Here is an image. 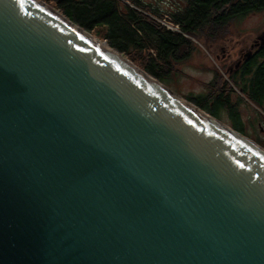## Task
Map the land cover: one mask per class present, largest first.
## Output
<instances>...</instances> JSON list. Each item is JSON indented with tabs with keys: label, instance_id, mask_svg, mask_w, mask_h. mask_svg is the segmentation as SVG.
Wrapping results in <instances>:
<instances>
[{
	"label": "water",
	"instance_id": "water-1",
	"mask_svg": "<svg viewBox=\"0 0 264 264\" xmlns=\"http://www.w3.org/2000/svg\"><path fill=\"white\" fill-rule=\"evenodd\" d=\"M0 264H264V147L43 0H0Z\"/></svg>",
	"mask_w": 264,
	"mask_h": 264
},
{
	"label": "trees",
	"instance_id": "trees-1",
	"mask_svg": "<svg viewBox=\"0 0 264 264\" xmlns=\"http://www.w3.org/2000/svg\"><path fill=\"white\" fill-rule=\"evenodd\" d=\"M43 1L163 83L181 73L176 66L191 58L194 40L216 42L235 19L264 11V0H183L184 6L176 9L162 5L168 0ZM162 13L169 14L180 31L167 30L153 18ZM205 88L184 97L216 118L226 111L232 127L246 136L238 103L246 98L258 114H264V44L228 79L215 68ZM237 90L240 95L233 101ZM254 141L264 146L258 138Z\"/></svg>",
	"mask_w": 264,
	"mask_h": 264
},
{
	"label": "rangeland",
	"instance_id": "rangeland-1",
	"mask_svg": "<svg viewBox=\"0 0 264 264\" xmlns=\"http://www.w3.org/2000/svg\"><path fill=\"white\" fill-rule=\"evenodd\" d=\"M162 5L166 6L167 4ZM228 27L229 30L222 36L223 40L229 38L234 43L233 39H239L238 44L240 46L243 47L247 45V47H249L258 36L264 35L262 34L264 33V11L248 14L239 19H235ZM231 36L233 39H231ZM226 42L227 40L221 42V44L217 42V44L210 46L208 45V43H210L209 41H207L206 44H204L203 41H200L199 45L195 42L196 49L191 58L176 66L181 73L175 74L172 76L173 78L164 84L182 97L206 91L205 83L212 78L214 69L217 68L219 70L225 68L224 64L219 61V58L215 57V54H219L220 46L225 45ZM237 50L238 49L235 48L232 52L233 54L229 56V59L233 60L231 67L237 61ZM220 74H224V72L220 70ZM239 93L240 92L237 90V92H234L231 95L233 101L238 99V95H240ZM245 99L238 103V109L244 123L246 136L252 140L258 138L264 145V114H258L255 108L251 105V102ZM204 111L207 112L206 110ZM219 115V120L232 127V121L226 111L221 110ZM250 121L255 123L254 127L250 125Z\"/></svg>",
	"mask_w": 264,
	"mask_h": 264
},
{
	"label": "flooded vegetation",
	"instance_id": "flooded-vegetation-1",
	"mask_svg": "<svg viewBox=\"0 0 264 264\" xmlns=\"http://www.w3.org/2000/svg\"><path fill=\"white\" fill-rule=\"evenodd\" d=\"M167 6L170 9H176L179 7L184 6V2L183 0H168L167 2ZM229 29H226V31H228ZM264 34V33H262ZM264 36V35H262ZM259 37V36H258ZM231 39H233V37L231 36ZM225 40H227L225 45H221L219 48V54H215V57L219 58V61L224 64V69L221 68L219 69L222 70L224 72V74H222L223 76H225L226 79H228V76H230L232 74V72L234 70H236L237 68H239V66L251 55V53L257 49L258 47H260L259 43H256L255 40L249 45V47L246 46H240L238 44L239 39H233L234 43L228 38H225L224 40L222 38H220L217 42H219L221 44V42H224ZM217 42H210L208 43V45H214L217 44ZM206 44V43H205ZM235 48H237L238 50L236 51V63L231 67L232 61L231 59H229V56H231L233 53V51L235 50ZM245 51V52H243ZM249 54V55H248Z\"/></svg>",
	"mask_w": 264,
	"mask_h": 264
},
{
	"label": "built area",
	"instance_id": "built-area-1",
	"mask_svg": "<svg viewBox=\"0 0 264 264\" xmlns=\"http://www.w3.org/2000/svg\"><path fill=\"white\" fill-rule=\"evenodd\" d=\"M153 18L162 26H164L167 30L171 31H179V26L175 24L170 15L167 13H162L160 16L156 17L153 16Z\"/></svg>",
	"mask_w": 264,
	"mask_h": 264
},
{
	"label": "crops",
	"instance_id": "crops-1",
	"mask_svg": "<svg viewBox=\"0 0 264 264\" xmlns=\"http://www.w3.org/2000/svg\"><path fill=\"white\" fill-rule=\"evenodd\" d=\"M126 3H127V2H126ZM179 31H180V30H179ZM195 42H196L198 45L200 44V41H196V40H195ZM224 78H225V76H224Z\"/></svg>",
	"mask_w": 264,
	"mask_h": 264
}]
</instances>
